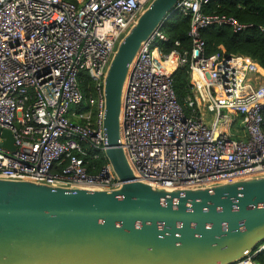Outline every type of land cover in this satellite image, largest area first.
I'll return each instance as SVG.
<instances>
[{
  "label": "built area",
  "instance_id": "2783aa9c",
  "mask_svg": "<svg viewBox=\"0 0 264 264\" xmlns=\"http://www.w3.org/2000/svg\"><path fill=\"white\" fill-rule=\"evenodd\" d=\"M151 1L0 0V131L11 134L15 147L3 148L0 136V179L73 190L121 187L104 155V77L117 45ZM211 1L175 6L189 18V51L164 52L160 27L129 67L120 144L132 181L187 190L264 176V70L246 56H205L201 29L247 28L204 14ZM180 68L190 80L188 113L173 90ZM80 73L92 83L88 98ZM230 113L241 118L236 140L220 124ZM100 157L106 162L97 170L93 161ZM261 252L264 244L234 264H257Z\"/></svg>",
  "mask_w": 264,
  "mask_h": 264
},
{
  "label": "water",
  "instance_id": "95a60500",
  "mask_svg": "<svg viewBox=\"0 0 264 264\" xmlns=\"http://www.w3.org/2000/svg\"><path fill=\"white\" fill-rule=\"evenodd\" d=\"M178 1L152 0L106 70L104 155L121 187L73 190L0 179V264H234L263 244L264 176L187 190L132 181L120 144L124 84L138 51ZM0 136L14 152L11 134Z\"/></svg>",
  "mask_w": 264,
  "mask_h": 264
},
{
  "label": "trees",
  "instance_id": "16d2710c",
  "mask_svg": "<svg viewBox=\"0 0 264 264\" xmlns=\"http://www.w3.org/2000/svg\"><path fill=\"white\" fill-rule=\"evenodd\" d=\"M204 14L223 15L236 19L247 28L240 32H233L229 26L206 27L201 29L199 37L204 43L205 56L218 55L221 59L228 56L241 55L256 61L264 70V0H212L202 7ZM161 31L167 38L162 49L164 52L172 49L179 52L189 51L191 40L188 37L189 18L178 13L161 27ZM178 43V46H175ZM78 84L84 94V98L90 96L91 80L84 74L78 75ZM190 80L185 68L178 69L173 76V90L177 102L185 113L191 108L185 104L186 98L191 94ZM264 119V109L261 112ZM264 129V125L262 126ZM92 164L91 159H85ZM106 162L105 158L93 161L98 170ZM264 244V242H263ZM257 264H264V253L253 258Z\"/></svg>",
  "mask_w": 264,
  "mask_h": 264
},
{
  "label": "rangeland",
  "instance_id": "374dc122",
  "mask_svg": "<svg viewBox=\"0 0 264 264\" xmlns=\"http://www.w3.org/2000/svg\"><path fill=\"white\" fill-rule=\"evenodd\" d=\"M211 116L214 117L213 114H211ZM240 119H241V118H240L239 116H237L236 114L230 113V114H229V120H227V121H220V124H221V125H222V124L225 125V133H226V135H227L230 139H234V140L237 139V137H236V135H235V133H234V129H236L237 127H236V126H234V127H229L230 122H232L233 120H236V122H234L233 124L236 123L235 125H237V124H239V120H240Z\"/></svg>",
  "mask_w": 264,
  "mask_h": 264
},
{
  "label": "crops",
  "instance_id": "0c3cea01",
  "mask_svg": "<svg viewBox=\"0 0 264 264\" xmlns=\"http://www.w3.org/2000/svg\"><path fill=\"white\" fill-rule=\"evenodd\" d=\"M234 122H236V120H233L232 122H231V125L234 127V126H236L237 128H239V124H237V125H235V124H232V123H234ZM239 123H240V120H239Z\"/></svg>",
  "mask_w": 264,
  "mask_h": 264
}]
</instances>
